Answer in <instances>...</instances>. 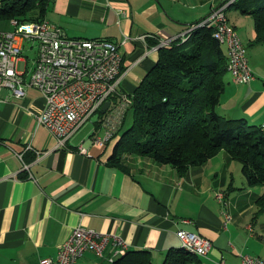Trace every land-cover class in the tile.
I'll return each mask as SVG.
<instances>
[{
  "label": "crops",
  "instance_id": "0c3cea01",
  "mask_svg": "<svg viewBox=\"0 0 264 264\" xmlns=\"http://www.w3.org/2000/svg\"><path fill=\"white\" fill-rule=\"evenodd\" d=\"M5 1L11 0H0V7ZM225 1L47 0L43 19L72 38L120 42L129 37L120 46L119 90L132 95L158 61V39L181 36ZM236 1L226 11L229 23L243 43L244 36L255 40L254 19ZM143 34L156 39H137ZM44 108V96L35 88H27L23 98L7 87L0 93V264L55 260L79 225L123 237L128 251H149L156 264L169 249L182 248L180 229L212 242L207 256L193 255L188 264H242L243 255L264 260V213L254 219L264 187L246 186L241 164L225 150L185 175L146 156H125L123 166H117L109 159L119 132L103 147L91 143L107 131L103 117L91 118L65 147H58L56 135L38 122ZM240 112L236 118L252 126L264 119V87L255 75L243 92ZM82 145L87 153L81 152ZM21 151L30 172L15 154ZM225 211L231 215L227 225ZM109 256V247L104 256L87 251L73 264H111Z\"/></svg>",
  "mask_w": 264,
  "mask_h": 264
},
{
  "label": "trees",
  "instance_id": "16d2710c",
  "mask_svg": "<svg viewBox=\"0 0 264 264\" xmlns=\"http://www.w3.org/2000/svg\"><path fill=\"white\" fill-rule=\"evenodd\" d=\"M46 2L5 1L0 20L43 21ZM235 4L252 15L254 42L264 44V0H237ZM27 11L38 16L26 18ZM227 64V53L211 27H197L187 39L161 47L158 61L131 95L127 112L131 125L119 129L109 162L123 166L125 156H146L185 175L225 150L241 164L246 186L264 187V129L249 125L244 118H224L217 111L227 84ZM263 213L264 194L256 200L254 219ZM194 259L184 248H171L162 264H188ZM111 264L156 263L149 251L127 250Z\"/></svg>",
  "mask_w": 264,
  "mask_h": 264
},
{
  "label": "built area",
  "instance_id": "2783aa9c",
  "mask_svg": "<svg viewBox=\"0 0 264 264\" xmlns=\"http://www.w3.org/2000/svg\"><path fill=\"white\" fill-rule=\"evenodd\" d=\"M232 4L233 0L225 1L181 36L158 39L155 48L168 46L178 38L185 40L197 27H211L215 39L227 48V69L234 82H251L254 73L248 62L246 47L226 14L227 8ZM11 25L10 30H0V93L7 87L14 96L23 98L27 87L39 90L44 96L45 108L39 115L38 122L56 135L58 147H65L83 124L95 114L102 113L104 104L109 101L108 112L101 116L107 131L102 137H92L91 143L103 147L110 142L119 132L126 109L131 104V99L126 95L118 97V102L111 101L120 91L123 77L120 46L130 38L124 37L120 42L105 38H72L60 26L47 20L22 22L12 19ZM148 38L156 39L153 34H143L137 39ZM23 50L35 52L31 65L23 58ZM21 62H24L22 70L19 69ZM80 149L87 153L83 145ZM15 154L21 160L23 170L30 172V165L24 159V151ZM30 176L32 177L31 174ZM215 196L223 202L224 195L221 192ZM224 215L227 225L231 215L227 211ZM176 234L182 248L197 257L207 256L212 248L211 240L198 233L180 229ZM108 247L111 263L128 250V245L121 236L79 225L60 246L55 260L43 258L39 264H73L87 251L104 256ZM242 264H264V260L257 256L243 255Z\"/></svg>",
  "mask_w": 264,
  "mask_h": 264
},
{
  "label": "rangeland",
  "instance_id": "374dc122",
  "mask_svg": "<svg viewBox=\"0 0 264 264\" xmlns=\"http://www.w3.org/2000/svg\"><path fill=\"white\" fill-rule=\"evenodd\" d=\"M24 16L26 18H34V17H37L38 14L35 11H27L26 15H24ZM10 29H12L11 19L0 20V30H10ZM241 34L245 35V32L241 31ZM243 39H244V44L246 47V54L248 57V62H249L251 69L252 70L257 69L258 71H261L262 74H264V44H256L254 42V39L250 41L249 38H247V37L245 38V36ZM223 49L225 52H227V48L225 45H223ZM22 56H23V58H25L28 61V65H31L34 58H35V52L33 50H30V51L23 50ZM23 68H24V62H21L19 65V69L22 70ZM257 73L260 75H257L255 72H254V75H255L257 81L259 83L263 84V87H264V77L261 73H259V72H257ZM224 79L227 83L226 88H225V90L227 89V92H225V94L222 95L221 104L217 110L219 113H221L223 116H225L228 119L230 118V116L236 118L237 116H240V114H241L240 108H241V104L243 103V92H245V88L249 85V83H236V82H234L230 72H227L225 74ZM236 87L239 89H237ZM27 88H29V87H27ZM27 88H26V90H27ZM32 88H34V87H32ZM236 89L239 91V95L237 94ZM115 95H116L114 97L115 100L113 98H111V101L113 103L118 102L120 100V98H122V95H126L127 97H129L131 99V95H129L128 93L125 94L121 90L118 91V93ZM235 95H236V98H235ZM118 97H120L119 100H117ZM131 104H132V99H131ZM131 104L127 107V109H126L127 112L129 111ZM107 112L108 111H106L105 113H107ZM105 113H101V114L97 113L92 117L91 120H97L99 117H101ZM127 114L128 113H126L125 118H124V120H125L127 117L126 123L124 121H122L120 123V127H119L120 129L123 127H128L131 125V121H132L131 115L130 114L127 115ZM263 123H264V119L262 122H258L259 125H257V126H260ZM124 124H125V126H124ZM115 137H117V133H116ZM28 146H30V149L32 148L31 144H28ZM158 264H162V262L158 263Z\"/></svg>",
  "mask_w": 264,
  "mask_h": 264
},
{
  "label": "water",
  "instance_id": "95a60500",
  "mask_svg": "<svg viewBox=\"0 0 264 264\" xmlns=\"http://www.w3.org/2000/svg\"><path fill=\"white\" fill-rule=\"evenodd\" d=\"M109 106H110V102L108 101V102H106V103L104 104V106H103V108H102V113H105V112L107 111V109H108Z\"/></svg>",
  "mask_w": 264,
  "mask_h": 264
}]
</instances>
